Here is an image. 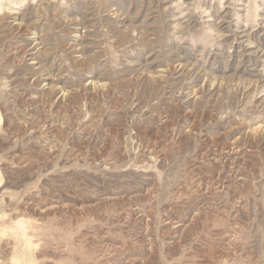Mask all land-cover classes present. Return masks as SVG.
<instances>
[{
  "label": "rangeland",
  "instance_id": "374dc122",
  "mask_svg": "<svg viewBox=\"0 0 264 264\" xmlns=\"http://www.w3.org/2000/svg\"><path fill=\"white\" fill-rule=\"evenodd\" d=\"M0 264H264V0H0Z\"/></svg>",
  "mask_w": 264,
  "mask_h": 264
},
{
  "label": "bare ground",
  "instance_id": "6f19581e",
  "mask_svg": "<svg viewBox=\"0 0 264 264\" xmlns=\"http://www.w3.org/2000/svg\"><path fill=\"white\" fill-rule=\"evenodd\" d=\"M259 130V129H258ZM259 132V131H258Z\"/></svg>",
  "mask_w": 264,
  "mask_h": 264
}]
</instances>
